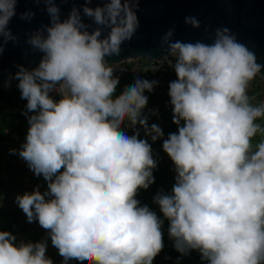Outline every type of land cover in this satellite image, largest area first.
<instances>
[{"label": "clouds", "instance_id": "obj_1", "mask_svg": "<svg viewBox=\"0 0 264 264\" xmlns=\"http://www.w3.org/2000/svg\"><path fill=\"white\" fill-rule=\"evenodd\" d=\"M140 2L97 0L93 8L84 0L62 19L56 0H43L50 24L28 39L41 59L30 70L17 65L6 86L18 81L28 124L24 142L9 152L45 185L17 194L14 203L47 236L18 242L0 228V264H55L49 241L60 264H154L165 248V221L180 254L174 264L192 252L201 264H264V102L253 105L248 94L264 66L227 27L216 28L211 43L173 41L170 28L159 63L176 76L168 96L177 131L165 138L149 123L158 110L144 112L145 92L159 81L137 78L118 93L119 77L106 59L136 34ZM18 3L0 0V54L17 40L9 24ZM34 15L29 9L19 18ZM86 18L96 26L91 31ZM184 23L200 28L195 16ZM149 140L161 141L175 171L171 191L153 197L159 214L137 198L155 183Z\"/></svg>", "mask_w": 264, "mask_h": 264}, {"label": "water", "instance_id": "obj_2", "mask_svg": "<svg viewBox=\"0 0 264 264\" xmlns=\"http://www.w3.org/2000/svg\"><path fill=\"white\" fill-rule=\"evenodd\" d=\"M83 2L74 0L73 3L70 0L62 3L56 0L61 9V18H67L73 6L82 8ZM89 6L96 7L97 0H93ZM46 8L43 0L39 4L33 0H20L18 3L17 15L9 24L17 40L8 41L0 54V83L9 82L10 77L19 70L17 65L29 70L38 65L42 54L32 49L28 39L37 29L50 24ZM29 9L35 14L33 19L30 22L21 20L19 14ZM187 16H195L200 21V28L185 24ZM138 17L136 34L131 41L121 45L119 56L106 57L108 63L130 60L133 62L131 68L137 64L131 59L139 57L158 63L160 57L167 55L166 46L161 47V38L173 27V41L200 40L204 43L212 42L216 28L227 27L239 43L254 53L256 62L264 66V0H141ZM85 23L91 25L89 31L96 27L87 18ZM259 75L264 79V67ZM10 83L17 86L18 81L11 79Z\"/></svg>", "mask_w": 264, "mask_h": 264}, {"label": "crops", "instance_id": "obj_3", "mask_svg": "<svg viewBox=\"0 0 264 264\" xmlns=\"http://www.w3.org/2000/svg\"><path fill=\"white\" fill-rule=\"evenodd\" d=\"M144 65V60L140 61V68L134 73L127 76L126 79L119 81V86L117 92L123 91L126 86H130L134 83L137 78L159 81V84L154 88L153 92H145V95L149 97L147 108L144 110L145 114H148V110H158L159 117L150 116L149 123H156L162 127L165 133V138L169 132L177 131L176 126L172 123V111L170 105V98L168 96V85L172 79L168 81L160 80L155 74H150L146 72L142 66ZM248 94L252 98L251 103L253 105H259L264 102V79L262 77H257L252 80L249 84ZM10 102V101H9ZM9 102L0 103V120H4V124H11L15 126L16 131H7L3 135L0 141V168L6 173V181L15 182L17 179H23L28 182L33 179V173L28 169L27 164L19 158L18 155H12L9 149L19 148L24 142L25 135L27 132L28 124L25 123L23 126L19 125V120H27L22 114L23 109H14V107L8 108ZM3 109L7 110L3 111ZM16 110V111H15ZM142 131V130H141ZM153 147V155L156 148H162L161 141L151 142ZM0 173L3 175L4 173ZM19 183V181H18ZM16 187V186H15Z\"/></svg>", "mask_w": 264, "mask_h": 264}, {"label": "rangeland", "instance_id": "obj_4", "mask_svg": "<svg viewBox=\"0 0 264 264\" xmlns=\"http://www.w3.org/2000/svg\"><path fill=\"white\" fill-rule=\"evenodd\" d=\"M261 77V76H258ZM257 78V76H256ZM257 123H261V121H257ZM260 139L259 135L254 140V143L258 142ZM154 158L158 161V167L161 170L166 172V184L171 191V187L174 183V165L163 152L162 148H156L154 151ZM4 170L0 168V173ZM4 173V172H3ZM6 173L3 175L0 174V194L3 196V207L0 208V228L3 230L12 231L17 235L18 242L20 240L27 241H39L47 236V233L44 229H42L38 223H28L26 221V217L23 212L17 207L14 203L15 197L17 194H22L25 191H31L35 185L40 184L41 190L45 187L44 181L41 178L33 177L28 182L26 180L17 179L15 182L6 181ZM19 181V183H18ZM16 186V187H15ZM165 225V224H164ZM167 227L165 226L166 234ZM165 248L164 250L155 258L154 264H174L176 258L180 255L177 253L172 247V241L168 239V236L165 235ZM47 256L52 258L55 264H60L61 257L58 255V251L54 248L50 241L47 250ZM170 256L171 260H166L165 257ZM181 264H196L192 262L188 255L182 258Z\"/></svg>", "mask_w": 264, "mask_h": 264}, {"label": "built area", "instance_id": "obj_5", "mask_svg": "<svg viewBox=\"0 0 264 264\" xmlns=\"http://www.w3.org/2000/svg\"><path fill=\"white\" fill-rule=\"evenodd\" d=\"M163 57V56H162ZM162 57L159 58L158 63L162 60ZM134 62H137V64L134 67H131L133 65V62H131L130 60H123L117 63H109L110 65H112L113 67H115V72L114 74L119 77V81H122L124 79H126L127 76L131 75L132 73H134L137 69L140 68V61L144 60V65L142 66V68L150 73V74H155L158 78H160V80L164 81V77L166 75L169 74H173V78L172 80L176 79L175 73L173 71V69L167 64V62H164L165 64H158L157 61L153 60V59H145V58H132L131 59ZM153 68H157V71H153ZM260 76L259 74L257 75V77ZM7 83H0V90H3V93L6 96L11 97L10 100V104H8V108L10 107H14V109H25V105H26V101L23 102L21 101L18 96L20 95V91L18 89V87L14 84H11L10 87L6 86ZM53 95L55 96V93H53ZM56 98L58 99L59 97L56 96ZM2 101H0L1 103ZM3 111L7 110L3 109ZM16 111V110H15Z\"/></svg>", "mask_w": 264, "mask_h": 264}, {"label": "trees", "instance_id": "obj_6", "mask_svg": "<svg viewBox=\"0 0 264 264\" xmlns=\"http://www.w3.org/2000/svg\"><path fill=\"white\" fill-rule=\"evenodd\" d=\"M172 75L173 74L166 75L164 77V81H168L169 79H172L173 78ZM18 98L21 101L25 102V100H22L20 98V95L18 96ZM10 100H11V97L6 96L3 93V90H0V101L9 102ZM25 121L27 123V120H22V121L19 120V125L23 126ZM6 130L7 131H12V130L16 131V128H15V126H13L11 124H4V120L3 121L0 120V141L3 137V135L6 134ZM166 175L167 174L164 170H161L159 167H157V169L154 170L155 183L153 185H151L147 190L141 189L138 196H137V198L140 200L141 204H147L150 208H152L158 214H159V209H158V206H156L153 203V197L157 193V191L160 189H163L165 192H170V190L166 184ZM166 225H167V221H165V225H164V239H165V235L167 236L166 230H165ZM4 230H6V229H4ZM164 242H166V241L164 240ZM188 258L196 264H201L199 254L196 252H192L190 255H188ZM69 264H77V262L76 261H70Z\"/></svg>", "mask_w": 264, "mask_h": 264}]
</instances>
